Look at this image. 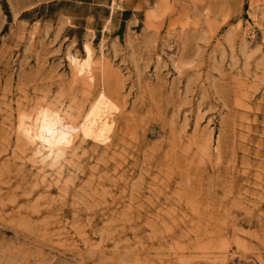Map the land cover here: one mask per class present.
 I'll list each match as a JSON object with an SVG mask.
<instances>
[{
	"label": "rangeland",
	"instance_id": "obj_1",
	"mask_svg": "<svg viewBox=\"0 0 264 264\" xmlns=\"http://www.w3.org/2000/svg\"><path fill=\"white\" fill-rule=\"evenodd\" d=\"M5 1L0 264H264V0Z\"/></svg>",
	"mask_w": 264,
	"mask_h": 264
},
{
	"label": "bare ground",
	"instance_id": "obj_2",
	"mask_svg": "<svg viewBox=\"0 0 264 264\" xmlns=\"http://www.w3.org/2000/svg\"><path fill=\"white\" fill-rule=\"evenodd\" d=\"M92 115L93 118H97L98 120H95L98 123L100 122L104 127H112L113 120L111 118L105 115L97 116L96 113H93ZM45 119H47V126L51 127L55 133V135L51 137L42 131L46 126ZM93 121L94 120L92 119L91 122ZM19 127L21 135L27 141V144L34 147H41V150L38 151L36 155L41 156V158H43L42 162L45 163L46 160L49 159H52L53 162H57L61 158V153L73 146L79 131V127L69 121L65 114L52 112L49 109L40 111L35 119H32L31 124L30 122L29 124H26L23 120Z\"/></svg>",
	"mask_w": 264,
	"mask_h": 264
},
{
	"label": "snow or ice",
	"instance_id": "obj_3",
	"mask_svg": "<svg viewBox=\"0 0 264 264\" xmlns=\"http://www.w3.org/2000/svg\"><path fill=\"white\" fill-rule=\"evenodd\" d=\"M45 127L42 129L43 132H45L49 137L55 135L52 128L47 126V119H45ZM47 142V141H46Z\"/></svg>",
	"mask_w": 264,
	"mask_h": 264
},
{
	"label": "trees",
	"instance_id": "obj_4",
	"mask_svg": "<svg viewBox=\"0 0 264 264\" xmlns=\"http://www.w3.org/2000/svg\"><path fill=\"white\" fill-rule=\"evenodd\" d=\"M1 2H2V6H3V9H4L7 17L10 19L11 16H10L8 5H7L6 1L5 0H1Z\"/></svg>",
	"mask_w": 264,
	"mask_h": 264
},
{
	"label": "crops",
	"instance_id": "obj_5",
	"mask_svg": "<svg viewBox=\"0 0 264 264\" xmlns=\"http://www.w3.org/2000/svg\"><path fill=\"white\" fill-rule=\"evenodd\" d=\"M54 1V0H53Z\"/></svg>",
	"mask_w": 264,
	"mask_h": 264
}]
</instances>
